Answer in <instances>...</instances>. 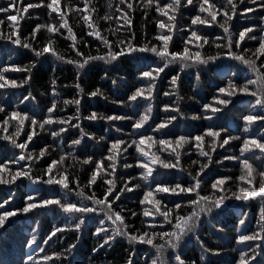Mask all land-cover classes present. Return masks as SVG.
<instances>
[{"label":"trees","instance_id":"trees-1","mask_svg":"<svg viewBox=\"0 0 264 264\" xmlns=\"http://www.w3.org/2000/svg\"><path fill=\"white\" fill-rule=\"evenodd\" d=\"M22 2L24 6H27L28 3H39V0H22ZM47 2L50 0H45V3ZM146 2L147 0H134L135 10L129 12L132 20L131 31H124L121 27L123 21L117 19L120 16L119 9L122 7L120 0H112L111 8L109 7V0H89V6L95 8L92 19L103 36L116 41L130 37L134 33V43L142 46L144 44H157L155 37L161 31H167L158 27V20L167 21V17H162L155 8L157 6L163 7L165 4L171 3V0H153L152 6L145 9L143 5ZM210 2L215 3L217 0H210ZM224 2L225 0H219L220 4ZM236 2L238 4L237 15L231 21V30L236 32L242 31L245 27H251L253 29L252 34L259 38L264 34L261 31L264 29V22L261 21V17L264 16V8L260 7L261 0H255V2L254 0H245L244 4H239L238 0ZM66 3L72 9L68 12L67 18L73 33L77 37L79 50L86 55H104V45L88 35V26L83 21L81 12L76 11L77 8L83 10L84 0H60L62 11H67ZM7 5L8 0H0V6L7 7ZM245 8H252L254 11L248 12L245 11ZM48 11L44 6H41L28 9V12L23 14V19L17 15V21L13 23L18 22L19 24V35L22 43L30 42L33 47L39 49L47 41L50 34L45 30L37 33L35 40H30L29 37L31 30L35 28L37 23H57L58 25L56 19L58 14L52 13V16L49 17ZM10 14H16V12L13 11ZM169 14L172 15L173 13L169 11ZM197 14L202 15V18L206 15L199 13L198 0H193L192 5L181 0V7L176 13L174 46L170 44V51L181 50L184 40L190 36L192 30H195L198 35L207 34L209 37V43L201 49L202 54L206 57L217 58L208 64L193 65L183 70L179 64L169 66L161 73L153 96L148 101L138 98L134 102L128 100V97L140 84L139 70H148V66L154 68L160 64L159 58L152 53H133L119 65L115 62L109 64L98 60L81 70L75 64L58 61L50 54H48L47 60L44 57H37L29 49L13 45L10 40L0 38V71H3L5 65L13 63L21 69H28L27 71L10 69L4 73L8 79H15L21 86L0 89V106H3L8 113L6 115L5 112H0V164L6 163L13 172L20 165L30 166L33 179L42 177L36 183L27 178H20L15 184H0V203H3L10 195L12 196L10 202L4 205V208H0V212L22 208L25 203L24 197L28 194L35 195L37 199L41 197L60 199L62 202L75 203L77 206L93 207L90 201L84 200L77 193L84 189L85 195H90L93 191L97 196L102 194L104 184L99 177L97 180L99 187L93 185L91 188H85V185L95 162L104 160V167H107L105 157L109 154L108 149L115 139H123L127 143H131L133 139L139 140L140 133L152 136L156 143L146 141L143 146L144 150L150 154L160 155L161 159H171L167 151H160L162 147H167L159 145L160 139L174 141L179 135H200L210 126L214 129H224L221 132V138L231 136L240 137V139L230 140L229 144L223 148L219 147L218 140L216 151L210 153L211 162L208 163V167L202 173L201 186L203 191L201 194H211L210 185L214 179L230 176L232 180L227 182L225 190L219 194L231 197V193L237 190V185H242L244 182L238 180L241 174L238 161L226 160L224 157L239 155V147L244 139H258L264 142V120L258 119L248 125L243 119L246 115H264V109H261L260 106L253 107L256 97L248 94H238L232 97V103L221 106L222 111L215 115L204 108L205 104H214V97L221 96L218 89L226 87L230 80L239 86L246 83L247 79H254L255 76L247 65L226 55L229 51L226 46L221 48L215 46L216 43H224L217 39L223 35L222 29L217 25H191V19ZM105 15L113 16V19L104 20ZM5 17V13H0V20L4 21L3 24H0V31L6 37L10 28ZM217 21L221 22V15L217 16ZM117 29L120 30L117 31ZM62 31V36H51L56 40L55 47L65 55L66 59H76L75 52L71 49L72 41L68 38L69 34L66 30ZM85 43L87 47L84 46ZM197 43H202V41L189 45L192 51L196 50L195 44ZM258 46L259 39L248 41L246 35L245 41L241 42V47L233 48L232 51L237 54H244L246 58L254 59L255 57H252L251 53ZM242 49L249 51L242 53ZM261 62H264V56L257 60V65L259 66ZM173 77H178V88L171 84ZM25 81L27 82L25 83ZM77 84L80 85V88L76 87ZM53 89H55L56 95H53ZM96 89H99L102 95L95 97L89 95ZM165 92L171 93V95L165 96ZM73 99L80 100L79 114L76 112L77 106L75 104H64L65 100ZM53 102L57 104L54 113L55 118L71 121V124L64 125L67 131L53 137L51 132H58L59 125H46L44 130H40L37 126L34 130L33 139L28 142V148L24 154L36 156L41 150H46L45 156L35 160L20 161L19 164L11 163L13 159H18L21 150L14 148L11 141H6L4 136L13 135L18 122L13 119L4 125L3 121L8 119L12 111H20L22 114L27 112L29 116L35 113L38 120L42 115L47 117L50 114L47 112L46 106L50 107ZM165 105L170 106L169 112L172 108L178 107L180 109L177 120L169 124L164 130L170 132L167 136L162 131L156 130V126L166 118ZM148 107L152 108L149 114L150 119L143 128L134 129L131 126L132 123L140 115H143ZM92 112H96L98 115V119L95 121L87 118ZM109 115L131 117V119L108 121L99 118ZM72 125H78V127ZM246 126L248 131H245ZM5 127L7 132L4 131ZM32 132L33 129L29 127L26 121L20 135L14 138L18 143H22L26 140L25 133ZM74 140H80L81 143L74 145ZM204 149L210 151L207 136L204 141ZM254 151L255 159L252 158L251 154L246 155L249 156L250 163L253 164L255 175L256 171L264 166V156L260 155L259 150ZM61 156L66 159L59 167L62 170L66 169L70 179L73 180V183L70 184L71 191L64 190L58 185L51 186L43 182L47 180V176L43 175L44 171L52 161H58ZM73 157L76 159L74 160ZM89 157L92 160L88 164H84L83 161ZM137 157L144 159L135 152V146H133L128 148L127 152H122L117 158V187H122L121 181L128 180L130 177H135V179L132 180L129 187L136 183L140 184L141 187L139 189L133 188L131 192H125L121 200L116 201L113 207L117 210L124 209L130 225H134L136 230L142 231L150 230L147 229V224L153 220L152 217L146 218L142 215L144 208L150 209L151 206L139 203L143 199V192L147 185L151 184L154 188L153 179L157 181L166 180L170 183H183L190 178L189 173L195 175L201 164L207 162V158L199 156L198 150L191 143L186 144L182 152L180 168L163 169L158 165L154 166L153 176L149 177L148 181H143L140 177L142 170L138 167ZM193 161H199V163L194 165ZM125 163L132 165V167L125 168ZM3 176L5 179L9 178L7 172ZM76 180L80 181L79 187L75 183ZM173 200L182 202L183 198L168 196L166 201L168 207H172L171 201ZM226 203L229 207L222 214H217L219 210L203 214L195 232L185 237L180 248L175 250V253L181 256L185 264H239V256L242 252L247 253L248 264H264V243L259 240L244 244L238 242V237L241 234L260 232L261 228L264 227V219H262L264 217V201L257 198L249 202H242L230 198ZM131 211H135L137 216L128 215ZM187 211L188 209L185 208L184 212ZM75 215H83L85 219V225L79 231H76L73 226ZM102 219L105 218L100 211L89 214H72L64 213L62 210L53 207H49L47 210H33L28 214H17V216L10 218V222L5 224L4 229H0V264H29L27 259L29 255L36 257L37 264H39L42 256L51 255L54 252L62 254L56 264H125L130 252L134 253L132 259L135 264H151L156 255L155 250L148 245L130 244L125 238L118 237L100 249L99 246L103 240L98 239L94 233L95 228L100 226L99 221ZM241 219L245 221L244 225L239 223ZM156 220L158 221L159 218ZM103 226L111 230L110 222L105 220ZM56 227L64 228V231L58 232L48 244H45L44 240ZM163 227L167 230V225H163ZM156 230H161L160 226ZM261 234L264 235V233ZM33 239L36 243L29 246ZM73 244L76 245V248L67 251L69 246ZM40 248H44L45 251L41 252ZM93 248L98 249V251L93 252ZM205 249L211 251L206 252Z\"/></svg>","mask_w":264,"mask_h":264},{"label":"snow or ice","instance_id":"snow-or-ice-1","mask_svg":"<svg viewBox=\"0 0 264 264\" xmlns=\"http://www.w3.org/2000/svg\"><path fill=\"white\" fill-rule=\"evenodd\" d=\"M153 0H147L144 3L143 7L145 9L152 6ZM186 4L192 5L193 0H185ZM255 2V0H254ZM239 4H244L245 0H238ZM19 4V7H17ZM120 5L122 6L119 9L120 16L117 18L119 21H123L121 27L124 31H131V16L129 15L130 11H134V0H120ZM44 6L48 11V16L51 17L52 13H57V23H37L35 28L31 30L30 40H35L37 38V33H40L41 30H45L50 37L47 39L43 45L37 49L29 43H22L21 36L19 35V24L18 22L14 24L13 22L17 21V15H20V18L23 19L24 13L28 12L30 8H39ZM109 7H112V0H109ZM181 7V0H171V3L165 4L163 7L157 6L155 10L161 14L162 17H167V21L164 19L158 20V27L161 30L155 39L158 42L157 44H144L138 45L134 43L135 36L134 33L130 37H125L123 39H117L112 41L106 36L101 34L98 26L95 25L92 19V13L95 12L94 7L89 6V0H84L83 10L77 8L76 11L81 12L83 21L87 24L89 32L88 35L93 37L100 44L104 45L105 54L104 55H86L81 52L77 46V37L73 33V29L69 24L68 12L72 11L71 7L66 3L67 11H62L60 6V0H50V2L45 3V0H39V3L33 4L28 3L27 6L23 5L22 0H8L7 7L0 6V13H5V19L8 22L10 32L5 37L0 31V38L10 40L13 45L20 46L24 49H29L35 56L44 57L45 60L48 58V54L53 56L56 60L65 62L67 64H75L78 69L83 70L86 66L91 65L93 62L102 60L106 63L112 64L116 63L119 65L126 60L133 53H152L155 57L159 58L160 64L156 67L148 66V70H139L140 84L135 88L134 92L128 97L130 101H137L138 98H141L145 101H148L152 98L154 90L156 89L157 80L160 77L161 73L169 66L174 64H179L181 69L190 68L193 65H205L208 64L211 60L216 59L217 57L213 56H204L201 49L204 45L209 43V37L207 34L198 35L197 31L192 30L190 36L183 42V47L179 51L172 50L170 51V44L174 46L173 35L176 28V13ZM195 7V5H194ZM261 8H264V0H261ZM198 9L199 13L206 14L203 16L197 14L194 18L191 19V25H217L222 29L223 35L217 39L222 40L224 43H216L217 48L226 46L229 51L226 53L229 57L234 60H239L242 64L247 65L251 73L254 74V79H247L246 83L243 85H237L234 81H229L226 87H221L218 89V92L221 96L214 97V104H205L204 108L211 111L213 115L222 111L221 106H227L232 103V97L237 96L238 94H248L252 97H256L255 106H260L261 109H264V62H261L260 65H257V60L261 56H264V34L259 38L253 33L251 27H245L242 31L233 32L231 30V21L233 17L237 15L238 4L236 0H225L223 4L217 2L213 3L210 0H198ZM13 11L16 14H10ZM169 11L173 14L170 15ZM245 11L252 12L254 9L245 8ZM221 15V22L217 21V16ZM104 20H112L113 16L105 15ZM261 21L264 22V16L261 17ZM4 21L0 20V24H3ZM66 30L68 38L72 41L71 49L75 52L76 59H66L65 55L61 53L56 47V40L51 38L52 35H63V31ZM120 29H117L119 31ZM264 33V29L261 30ZM115 35V33H113ZM247 35L248 41H254L259 39V46L255 51L251 53L252 58H246L244 54H237L232 51L233 48H240L241 42L245 41ZM202 41V43L195 44V51H192L189 45H192L194 42ZM215 42V41H214ZM87 47V44H84ZM248 49H242V53L248 52ZM10 69L15 71H27L28 69H21L19 66L13 64L5 65L3 71H0V89L2 88H16L20 87L15 79H8L4 74ZM107 75V73H105ZM30 79V77H29ZM178 77H173L171 79V84L174 87L178 88ZM27 81H25L26 83ZM77 88H80V85H76ZM83 91V89H80ZM53 95H56L55 89H53ZM89 95L95 97L97 95H102L99 89L92 91ZM165 96L171 95V93L165 92ZM28 99V97H25ZM65 105L75 104L77 106L76 112H80V100H65ZM169 105H165L164 111L167 113L166 118L163 122L156 126L157 131H162L164 135H169V131H164L167 129L169 124H172L173 121L177 120V114H179L180 109L178 107L172 108L169 112ZM47 108V112L50 114L47 117L43 115L38 120L35 113L31 116L27 112L23 114L20 111H12L8 116V119L3 121L4 125L9 123V120L15 119L18 123L16 125V131L13 135H5L4 139L6 141H11V144L14 148L20 149L21 153L18 159H13L11 163L19 164L20 161L25 160H35L45 156L46 150H41L36 156L24 154L28 148V142L32 141L34 130L38 126L40 130H44L45 126H51L53 124L59 125V131H52L51 135L53 137L58 136L60 133H64L67 129L64 127L66 124H71L70 120H64L60 118H55L54 113L57 108L55 102L51 103V106ZM152 111L151 107H148L143 115H140L137 120L132 123L134 129H141L150 119V113ZM0 112H6L3 106H0ZM176 113V114H173ZM79 118L78 116L76 117ZM89 120L95 121L98 119L96 112H92L89 117ZM100 119H107L108 121L122 120V119H131V117L124 116H115L109 115L106 117H99ZM210 118V117H209ZM244 121L250 125L256 120H264V115H246L243 117ZM28 122V125L33 129L32 133H25L26 140L22 143H18L14 137L20 135V131L25 124ZM78 127V125H72ZM4 131L7 132V128H4ZM119 131V129H117ZM224 131L223 128L214 129L213 127L207 128L203 134L195 136H185L179 135L175 140H165L160 139L158 141L159 145L167 146L160 149L161 152L167 151L168 156L171 159H161L160 155L156 153H149L144 150V145L146 141H153L156 143L155 138L152 136H146L143 133H140L139 140L133 139L131 143H127L123 139H115L110 148L108 149V155L105 157L107 161V167H104V160L95 162L94 168L91 170V175L88 178V182L85 185V188H91L93 185H97L98 177L101 182L104 184V191L100 196L95 194L93 191L90 195H85L84 189H81L77 195L83 197L84 200L90 201L93 207H88L87 205L77 206L75 203L62 202L60 199H50V198H39L35 195L28 194L24 197L25 203L22 208L15 210H3L0 212V229H4L5 224L10 222V218L17 216V214H28L33 210H47L49 207L58 208L64 213L72 214H89L96 213L100 211L103 213L104 218L99 221L98 227L95 228L94 235L98 239H102L103 243L100 244L99 248L103 249L105 245H109L111 242L115 241L118 237L125 238L130 244L138 243L143 245L151 246L155 250V258L152 259L151 264H185L184 260L180 255L175 253V250L179 249L181 244L184 242V238L195 232L198 222L201 220V216L205 213H211L213 210H219L218 215L222 214L225 209L229 206L226 201L230 198L236 201L249 202L259 198L264 201V166L262 169L257 170L254 175L253 164L250 163L249 156L246 154H251L252 158H256L254 150H259L261 156H264V142L258 139H244L242 144L239 147V155L225 156L226 160H237L238 166L241 169V174L238 177V180L244 182L242 185H237V190L231 193V197L227 195H221L220 192L225 190V185L228 181L232 180L230 176H223L220 178L214 179L211 183V194L202 195V181L205 169L208 167V163L211 162V152L216 151V146L219 140V147L223 148L225 145L229 144L230 140L240 139V137H231L226 136L221 138V132ZM245 131H248L246 126ZM83 133V130L81 129ZM209 138L210 151H205L204 141L205 137ZM101 139H104L101 137ZM80 140H74V145H79ZM192 144L193 147L198 150L199 156L207 158V162L202 163L198 170L195 172V175L189 173V179H186L183 183L180 182H169V181H157L153 179L152 183L155 184L153 188L151 184L147 185L146 190L143 192V199L139 201L141 205L151 206L149 209L145 207L142 215L146 218L152 217L153 220L149 221L147 224V229L150 230H136L134 225H130L125 215L124 209H119L113 207L116 201L121 200V197L125 192H131L133 188L139 189L140 184H132L129 187V184L132 183V180L135 177H130L128 180H122V187H117L116 180V169H117V158L122 152H127L128 148L135 146V152L139 153L144 159H138V167L142 170L140 177L143 181H148L149 177L153 176L155 171L154 166H159L163 169H175L181 167V157L186 144ZM124 145V147H122ZM151 147V145H149ZM65 157L61 156L58 161H52V163L44 171L43 175L47 176V180L43 181L47 185L51 186H60L62 189L71 191L70 184L73 183V180L70 179L69 173L66 169L62 170L59 165H62L65 162ZM75 160L76 158L73 157ZM92 160L91 157L84 160V164H88ZM194 165L199 163V161H193ZM125 168H130L132 165L127 163L124 164ZM55 169V171H54ZM7 172L9 178L5 179L3 174ZM258 177V180H257ZM20 178H27L33 183H36L42 179V177H36L33 179L30 166L20 165V167L14 172L7 167V164H0V184H15V182ZM77 187H79L80 181H75ZM170 185V186H169ZM178 196L182 197V202H177L175 200L171 201L172 207H168L166 201L168 196ZM159 196V198H157ZM12 196L10 195L3 203H0V208H4V205L8 204ZM118 207V206H117ZM187 208L188 211L185 213L184 209ZM131 217H136L137 213L131 211L128 213ZM92 218V217H90ZM156 218H159L157 221ZM75 220L74 229L76 231L81 230L82 226L85 225V219L83 215H75L73 217ZM264 219V217H262ZM105 220L110 222V228L104 227ZM241 225L245 224V221L241 219L239 221ZM163 225H167V230L164 229ZM160 226L159 231L157 227ZM64 228L56 227L52 230L47 239L44 240L45 244H48L49 241L56 236L58 232H63ZM264 227L261 228L260 232H252L251 234H241L238 237V242L244 244L246 242H255L261 241L264 243ZM103 234V235H101ZM36 243L35 239L30 242L31 244ZM259 246V245H258ZM76 245H70L67 251L74 250ZM41 252H44V248H40ZM98 251V249L93 248V252ZM206 252L211 250L205 249ZM61 253L54 252L51 255L45 254L40 258L39 264H56L57 260L61 256ZM134 253L130 252L125 264H135V261L132 259ZM167 257V258H166ZM29 264H37V258L29 255L27 257ZM254 259V257H252ZM247 253L242 252L239 256V264H248Z\"/></svg>","mask_w":264,"mask_h":264}]
</instances>
